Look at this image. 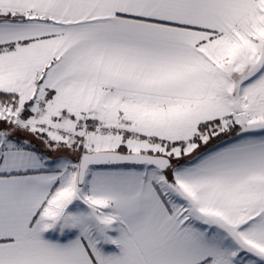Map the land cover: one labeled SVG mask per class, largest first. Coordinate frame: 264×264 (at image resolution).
<instances>
[{
  "label": "snow or ice",
  "instance_id": "obj_1",
  "mask_svg": "<svg viewBox=\"0 0 264 264\" xmlns=\"http://www.w3.org/2000/svg\"><path fill=\"white\" fill-rule=\"evenodd\" d=\"M0 264H264V0H0Z\"/></svg>",
  "mask_w": 264,
  "mask_h": 264
}]
</instances>
